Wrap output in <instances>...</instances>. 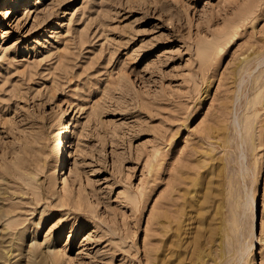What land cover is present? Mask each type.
<instances>
[{"label":"rangeland","instance_id":"obj_1","mask_svg":"<svg viewBox=\"0 0 264 264\" xmlns=\"http://www.w3.org/2000/svg\"><path fill=\"white\" fill-rule=\"evenodd\" d=\"M163 248L264 264V0H0V264Z\"/></svg>","mask_w":264,"mask_h":264},{"label":"bare ground","instance_id":"obj_2","mask_svg":"<svg viewBox=\"0 0 264 264\" xmlns=\"http://www.w3.org/2000/svg\"><path fill=\"white\" fill-rule=\"evenodd\" d=\"M220 51V50H219ZM62 115L64 117V120L66 121L60 128V131L58 133L59 136H61V147L57 150L55 154V166H62L64 164L65 158H68V153H66V148L69 144L68 138L69 134L72 133L75 124L72 120H69L67 118V112L63 111ZM61 129H63L61 131ZM64 135V136H63ZM20 222H17L16 225L12 226L14 230H17L19 228ZM19 233V231H17ZM164 254V256H163ZM155 264H166L167 261V254L165 253V248L161 251V253H155L154 255ZM58 264V263H57Z\"/></svg>","mask_w":264,"mask_h":264}]
</instances>
